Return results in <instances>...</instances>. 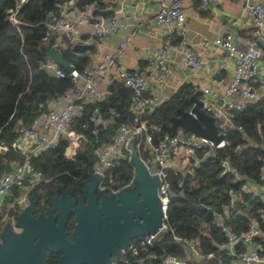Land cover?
<instances>
[{
  "label": "trees",
  "instance_id": "obj_1",
  "mask_svg": "<svg viewBox=\"0 0 264 264\" xmlns=\"http://www.w3.org/2000/svg\"><path fill=\"white\" fill-rule=\"evenodd\" d=\"M109 3L106 0H0V143L9 145L16 138L19 125H28L46 110L50 101L71 86L68 75L58 77L46 69L45 63L50 59L49 49L58 51L64 61L76 70L83 69L90 62V55L96 52V45L92 44V40L96 39L92 36L91 41L86 42L89 46L81 52L72 50L70 44H57V34L49 31L46 14L56 12L64 5L65 11L77 8L80 13L89 9L91 20L107 18L113 14L107 8ZM82 40L81 35L80 41L84 43ZM105 90L102 99L83 102L72 119L70 126L84 137L72 157L64 154L63 137L55 148L42 150L36 155H27L20 149L9 147L0 150V174L10 168L9 161L13 158L28 156L35 168L48 175L62 173L78 176L81 173L87 179L92 166L97 163L95 147L98 142L107 140L119 122L130 120L133 116L129 109L132 95L129 86L111 78ZM191 91L189 84H181L171 96L155 107L147 108L140 119L161 126L170 125L177 115V108L188 110L191 107ZM93 107L105 116L115 109L117 115H114L112 124L102 128L94 123ZM231 121L233 124L227 125L221 132L224 139L222 146L213 148L211 153L208 147L203 146L196 150L194 157H187L185 161L168 168L169 200L164 218L165 229L149 248L155 255L148 257L143 252L137 256L128 255L126 264H160V257L165 253L182 255L183 247L174 240L173 234L196 238L202 253L213 251L228 261V256L216 247L225 238L220 222L238 232L246 230L251 220H256L262 231L254 237V245L264 256V219L261 217L264 193L241 188L244 181L264 182L261 178L264 165V91L259 98L248 101L243 109L234 111ZM95 126L98 127V142L91 133ZM164 131L163 127L153 134V143L162 137ZM180 131L178 129L177 133ZM188 133L184 130L182 135ZM143 155L147 154L144 152ZM223 159L233 170L221 172ZM132 174L133 167L127 156L119 157L114 165L105 168L103 182L113 188L126 185L131 181ZM230 192L235 195L236 206L234 203L226 207L230 203ZM20 210L15 208L11 213L15 216ZM215 213L222 214L221 221L214 217ZM137 239L134 237L130 242L135 243ZM54 254L46 252V257ZM192 263L217 264L213 257L205 256ZM111 264L125 263L118 257Z\"/></svg>",
  "mask_w": 264,
  "mask_h": 264
},
{
  "label": "built area",
  "instance_id": "obj_2",
  "mask_svg": "<svg viewBox=\"0 0 264 264\" xmlns=\"http://www.w3.org/2000/svg\"><path fill=\"white\" fill-rule=\"evenodd\" d=\"M192 1L205 6L218 3V0H171L167 5L160 4L154 12L156 24L162 27V43L158 47L143 51V58L146 67L152 69L153 80L157 84L168 77V60L176 50L171 42V36L174 29L181 27L186 19L184 4ZM242 9L248 15L253 28V35L248 39L245 49L237 47L234 34L229 31L211 39L204 38L197 45L183 43L178 49L181 63L191 70L200 66L204 51L212 46L221 48L226 56L234 60L231 77L222 88L203 87L200 91L201 108L212 117L217 133L221 136L222 130L226 129L227 125L233 124L231 121L233 112L243 109L248 101L259 98L263 93L261 88L264 85L262 76L264 62L262 64L261 61L264 51L260 39H264V3L245 0ZM46 15L49 31L57 34L56 43L62 46L67 44L72 46L81 42L80 29L85 23L90 25L89 34L96 40L120 32L124 27L115 14L107 18L91 20L89 9L72 16L67 14L64 5L56 12L50 11ZM131 37V32H125L115 46L91 54L90 62L81 70L73 68L67 72L49 59L45 63L46 69L58 77L68 75L72 82L71 86L64 94L50 101L46 110L28 125H19L16 138L9 145L0 143V150L13 147L27 155H36L42 150L55 148L59 139L63 137L65 138L64 154L72 157L84 139L81 132L70 126L77 109L82 107L83 102L102 99L106 92V84L111 78L121 80L129 86L132 90L129 104V109L133 112L132 118L119 122L105 141L98 142L97 126L91 129L95 142H98L95 147L97 163L92 166V173L103 177L105 168L114 165L119 157L127 156L129 160L131 153L129 144L133 143L137 155L147 165L149 172L157 175L159 179L157 194L163 213L162 226L157 232L139 236L135 243L129 242L125 248L119 249V257L125 264L128 255L137 256L141 252L148 257L155 255L149 248L165 229L164 218L169 200L166 181L168 168L185 161L187 157H194L196 150L203 146L208 147L211 153L213 148L224 144L223 137L213 143L208 138L191 132L181 137L180 132L171 134L166 131L156 143H153V134L164 126L147 123L141 120L140 116L147 108L159 103L160 97L156 90L150 89L147 79L137 67H128L122 60ZM114 115H117L115 109L110 111L109 116L102 115L97 107L92 109L94 123L101 125L102 128L112 124ZM144 152L146 156L143 155ZM151 154L154 156L151 157ZM9 165L10 168L0 174V232L4 224L13 223L12 210L24 207L31 189L48 176L47 173L35 168L28 156L22 159L13 158L9 161ZM221 165L222 173L233 170L226 159L221 161ZM261 178L264 181V165ZM249 183L250 181H244L241 188L252 191ZM234 203L235 195L230 192V203L226 207ZM214 217L221 221L218 213ZM261 217L264 219V208ZM220 225L225 238L216 247L228 256V261L213 251L202 253L196 238L173 234L174 240L181 244L184 252L182 255L165 253L160 257V264H193L194 260L203 256L213 257L217 264L264 262V256L259 254L254 245V237L262 232L256 220H251L246 230L238 232L224 223L220 222ZM238 245L241 247L237 248Z\"/></svg>",
  "mask_w": 264,
  "mask_h": 264
},
{
  "label": "water",
  "instance_id": "obj_3",
  "mask_svg": "<svg viewBox=\"0 0 264 264\" xmlns=\"http://www.w3.org/2000/svg\"><path fill=\"white\" fill-rule=\"evenodd\" d=\"M88 46L77 42L71 48L81 52ZM48 55L65 71L74 68L55 49H49ZM189 98L191 107L177 108L172 123L163 125L164 128L171 133L180 129L181 137L187 130L218 142L222 136L217 133L212 117L201 108L202 101L195 95ZM129 147L134 172L131 181L136 186L132 191L121 187L106 193L100 189L97 200L95 190L100 176L89 172L83 182L86 203L80 199L76 203L74 197L62 191L60 196L49 198L52 208L37 216L34 212L38 193H31L28 203L14 216L17 231L5 224L0 232V264H47L46 252L59 254L54 264H111L120 256L119 249L125 248L131 239L157 232L163 221L157 194L159 179L149 172L133 143ZM70 216H73L71 227Z\"/></svg>",
  "mask_w": 264,
  "mask_h": 264
},
{
  "label": "crops",
  "instance_id": "obj_4",
  "mask_svg": "<svg viewBox=\"0 0 264 264\" xmlns=\"http://www.w3.org/2000/svg\"><path fill=\"white\" fill-rule=\"evenodd\" d=\"M110 1L107 8L124 24L120 32L113 33L102 39L95 40L96 52L105 51L115 46L125 32H131V41L126 45L122 58L128 67H137L148 81L151 90L159 93L160 101L168 98L181 84L192 87L191 94L200 99L203 87L222 88L231 77L234 60L225 55L218 47H210L204 51L200 66L191 70L181 63L178 49L183 43L197 45L204 38H213L224 32L234 34L236 45L245 49L248 39L253 35V28L248 15L242 9L245 0H218L216 5H201L192 1L184 4L186 19L181 27H176L171 42L176 48L171 54L168 65L169 74L162 83H155L152 69L146 67L143 51L158 47L162 43V27L154 20V12L160 4H169L171 0H106ZM262 2L264 0H249ZM79 10L72 8L68 15H76ZM83 42L91 41L89 24L81 26ZM94 41V40H92ZM264 51V39H260ZM264 62V54L261 63ZM264 78V72L262 73ZM264 91V85L261 88ZM181 132V131H180ZM252 191L264 193V183H249Z\"/></svg>",
  "mask_w": 264,
  "mask_h": 264
},
{
  "label": "flooded vegetation",
  "instance_id": "obj_5",
  "mask_svg": "<svg viewBox=\"0 0 264 264\" xmlns=\"http://www.w3.org/2000/svg\"><path fill=\"white\" fill-rule=\"evenodd\" d=\"M85 179L86 177H84L81 173L78 176L57 173L52 176L48 175L45 179L39 181L38 184L30 191V195L35 191L38 193V200L36 202V209L34 215L37 216L39 214H45L47 208L51 209L52 205L50 203L49 198L60 196L62 191H66L68 195H70L72 198L74 197L76 203L78 202V199H80L83 203H86L87 199L85 198V193L83 189V182ZM103 179L104 176L100 177L97 189L95 190V196L97 200L100 197V189H104L106 193H111L124 186L120 185L118 187L113 188L109 183H104ZM72 220L73 216H70L69 221ZM58 255V253H55L54 256L47 258V264H54Z\"/></svg>",
  "mask_w": 264,
  "mask_h": 264
},
{
  "label": "rangeland",
  "instance_id": "obj_6",
  "mask_svg": "<svg viewBox=\"0 0 264 264\" xmlns=\"http://www.w3.org/2000/svg\"><path fill=\"white\" fill-rule=\"evenodd\" d=\"M123 187H124V189H126V191H132L136 186H135V182L132 180L128 184L124 185ZM216 214L217 213H215V215ZM218 214H219V217L221 218L222 214L221 213H218ZM11 229H13L14 231H17V229L15 227V223L13 224V227H11Z\"/></svg>",
  "mask_w": 264,
  "mask_h": 264
},
{
  "label": "clouds",
  "instance_id": "obj_7",
  "mask_svg": "<svg viewBox=\"0 0 264 264\" xmlns=\"http://www.w3.org/2000/svg\"><path fill=\"white\" fill-rule=\"evenodd\" d=\"M94 41H95V40H94ZM36 185H37V184H36ZM36 185H35V186H36ZM35 186H34V187H35ZM34 187H33V188H34ZM29 196H30V193H29ZM29 196H28V199H29ZM27 203H28V201H27ZM24 206H25V205H24ZM22 208H23V207H22ZM22 208H21V209H22ZM12 218H13V223H6V224H10L11 227H13V224L15 223V221H14V216H13ZM4 225H5V224H4ZM2 228H3V227H2Z\"/></svg>",
  "mask_w": 264,
  "mask_h": 264
}]
</instances>
